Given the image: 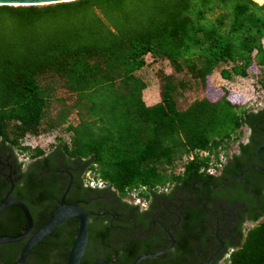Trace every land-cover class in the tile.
I'll return each instance as SVG.
<instances>
[{
	"label": "trees",
	"instance_id": "16d2710c",
	"mask_svg": "<svg viewBox=\"0 0 264 264\" xmlns=\"http://www.w3.org/2000/svg\"><path fill=\"white\" fill-rule=\"evenodd\" d=\"M212 73L250 79L264 108V0L0 5V140L30 157L59 143L86 181L122 197L215 180L243 128L259 127L262 109L214 86ZM151 85L158 98L147 105ZM189 90L199 95L181 106ZM62 228L61 240L46 237L23 264H65L76 222ZM227 264H264V216Z\"/></svg>",
	"mask_w": 264,
	"mask_h": 264
},
{
	"label": "flooded vegetation",
	"instance_id": "af4514ba",
	"mask_svg": "<svg viewBox=\"0 0 264 264\" xmlns=\"http://www.w3.org/2000/svg\"><path fill=\"white\" fill-rule=\"evenodd\" d=\"M262 107L260 103L252 109L253 113L262 109L259 127L243 128L244 136L212 172L215 180L178 181L157 188L144 199L122 197L86 181L81 161L68 157L59 143L30 157L0 140V200L7 195L26 206L32 222L29 234L43 224L62 197L65 204L80 206L86 212L87 241L79 264H130L138 255L168 247V235V250L135 264H200L218 248L204 264H227L229 253L242 242L246 230L264 216ZM68 219L77 227V219L70 217L46 237L61 240L65 235L62 225ZM25 227L18 206L8 204L0 210V228L5 232L0 235L16 236ZM26 239L0 245V264L11 263Z\"/></svg>",
	"mask_w": 264,
	"mask_h": 264
},
{
	"label": "water",
	"instance_id": "95a60500",
	"mask_svg": "<svg viewBox=\"0 0 264 264\" xmlns=\"http://www.w3.org/2000/svg\"><path fill=\"white\" fill-rule=\"evenodd\" d=\"M66 1H71V0H0V5L1 4H5V5H41V4H50V3H56V2H66ZM260 145H264V142ZM257 148H256V150H257ZM255 154H256V151H255ZM260 170H264V169H260ZM65 192H66V190H65ZM65 192H64V194H65ZM62 199H63V197H62ZM62 199H61L60 203L58 204V206H56L49 213V215L47 216V218L43 222V224L40 227H38L31 234H29V233L31 230L32 222H31V218H30V215L28 213L26 206L20 200L8 197L7 195L2 200H0V210L8 204H14L21 209V211L23 212V215L25 217V220H26L25 230L21 234L16 235V236L0 235V245L7 244V243L19 242V241L23 240L24 238H27L25 243L23 244L20 252L18 253L15 260L11 264H21L25 260V258L29 254V252L32 250V248L38 242H40L47 235H49L62 221H64L67 218H70V217H75L77 219V227H76V232H75L74 237H73V242H72V244L69 248L68 254H67L65 264H79L80 258L82 257V254L85 250L86 241H87L86 212L77 204H65L62 201ZM167 235H168V233H167ZM168 237L170 239V245L168 247H166L164 250L157 251V252H154L152 254L138 255L131 261L130 264H135L140 259L154 257L157 254H160V253L168 250L171 246V238L169 235H168ZM218 242L220 243L219 240H218ZM220 246H221V243H220ZM209 258L200 264H204L205 262H207L209 260ZM96 262L102 263V264H108V263H104L101 261H95L93 264H97Z\"/></svg>",
	"mask_w": 264,
	"mask_h": 264
},
{
	"label": "rangeland",
	"instance_id": "374dc122",
	"mask_svg": "<svg viewBox=\"0 0 264 264\" xmlns=\"http://www.w3.org/2000/svg\"><path fill=\"white\" fill-rule=\"evenodd\" d=\"M155 69L164 72V71H168V66L166 63L165 64L158 63L156 64ZM210 82L216 87L224 86L232 91L238 92L239 94H241L242 97H244V99L248 102V104H250L251 106L253 105L254 107L260 104L261 99L263 97L260 89L254 90V87L252 86V81L248 78L242 82L227 83L225 81H222L216 73H212L210 75ZM197 95H199L198 91L195 90L186 91L181 97H179L178 102L182 106V104L186 103L188 100L192 99ZM243 136H244V132L242 137ZM89 182L94 183L93 181H89Z\"/></svg>",
	"mask_w": 264,
	"mask_h": 264
},
{
	"label": "crops",
	"instance_id": "0c3cea01",
	"mask_svg": "<svg viewBox=\"0 0 264 264\" xmlns=\"http://www.w3.org/2000/svg\"><path fill=\"white\" fill-rule=\"evenodd\" d=\"M144 102L149 105L157 101V93L153 86H149L146 90L143 91Z\"/></svg>",
	"mask_w": 264,
	"mask_h": 264
},
{
	"label": "built area",
	"instance_id": "2783aa9c",
	"mask_svg": "<svg viewBox=\"0 0 264 264\" xmlns=\"http://www.w3.org/2000/svg\"><path fill=\"white\" fill-rule=\"evenodd\" d=\"M254 1L259 2L260 0H254Z\"/></svg>",
	"mask_w": 264,
	"mask_h": 264
}]
</instances>
